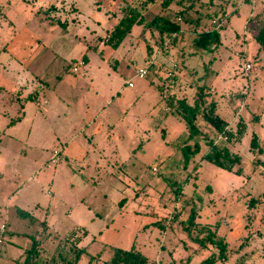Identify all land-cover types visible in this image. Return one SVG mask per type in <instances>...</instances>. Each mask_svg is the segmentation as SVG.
Returning <instances> with one entry per match:
<instances>
[{"label": "rangeland", "instance_id": "rangeland-1", "mask_svg": "<svg viewBox=\"0 0 264 264\" xmlns=\"http://www.w3.org/2000/svg\"><path fill=\"white\" fill-rule=\"evenodd\" d=\"M162 1L0 0V264H23L33 239L30 264H110L131 247L148 264H264V53L249 24L264 0H196L180 18ZM126 8L181 32L135 25L112 49ZM223 14L220 44L195 48ZM198 87L234 134L219 143L231 172L206 160L216 131L198 116L189 137L178 113Z\"/></svg>", "mask_w": 264, "mask_h": 264}, {"label": "trees", "instance_id": "trees-1", "mask_svg": "<svg viewBox=\"0 0 264 264\" xmlns=\"http://www.w3.org/2000/svg\"><path fill=\"white\" fill-rule=\"evenodd\" d=\"M187 1L188 4H184V2ZM196 0H178L177 5L183 6V9L180 10L178 13V17H182L183 14L189 10L192 9L194 6ZM172 0H163L162 1V8L166 9L169 7V5L172 3ZM213 0H210V3H212ZM223 13V12H222ZM184 18V17H183ZM258 15H255L250 21L249 24L251 25V35L256 44L259 47V50L264 53V22L259 23L258 22ZM61 26H64V24H60ZM143 26L145 27H155L158 31L160 36L167 35L173 41L177 38V36L181 32V26L180 23L177 22L176 18L168 19L163 18L160 15L157 17H154L150 22L146 23L143 14L140 12V9L136 8H126L125 13L122 15V17L118 20V22L114 25L112 31L109 34L107 43L112 47V49H117L124 39L131 33L132 28L135 26ZM195 25H198V21L196 20ZM219 29H214L213 27L210 30L203 31L200 33H197L196 37L193 40V46L198 49L205 50L210 46L213 45H219L220 44V31ZM162 43L164 41L162 40ZM209 91L206 92L205 89L199 88L197 91V99L194 101L193 105L190 103H186L184 101H180L179 105L181 106V111L179 110L178 113H181L182 121L185 123L186 126H188L189 129V137L194 135L195 133V126L194 122L196 118L202 117V120L209 124L214 131H216L217 134L225 133L228 136V140L233 138L234 134L232 132L227 131L228 123L220 118V116L216 113L217 112V105L215 101H210L208 103V107H205V98H207ZM20 121V118H17L13 120L11 123H15ZM244 127L241 126V124H238L237 128V134H236V140L238 141L241 136L244 133ZM209 142V141H208ZM209 144V143H208ZM211 149L210 152L206 156V160L214 164L220 169H223L225 171L231 172L233 166L238 163V158L236 157L233 161L230 160L229 155L225 152L222 154V152L219 150V146H215L213 142L210 143ZM250 150L254 151H260L259 145L257 143V138L253 136L251 143H250ZM197 151V147L194 149V152ZM236 174H239L240 171L237 170L235 172ZM252 207L255 206L254 200H251ZM261 206L258 204L256 205V208L254 210H259ZM258 208V209H257ZM258 212V211H257ZM193 212L190 214V218L194 217ZM25 216L24 214H21ZM260 219L263 220L264 223V217H261ZM74 233L72 232L71 235ZM83 236H86V231L83 232ZM81 239H78L76 242V246L80 243ZM199 241V240H198ZM200 241H203L201 239ZM204 243V242H203ZM37 245L38 242L33 239L31 243V247L26 251V259L23 264H30L33 257L36 256L37 253ZM216 245L218 247L223 246V241L218 240L216 241ZM81 250V255L84 253V249L79 248ZM223 250H220L219 257H223L224 254H222ZM207 264H212V258L211 260L206 261ZM110 264H148L147 258L134 249V247H131L129 250H122V249H112V256L110 258Z\"/></svg>", "mask_w": 264, "mask_h": 264}, {"label": "built area", "instance_id": "built-area-1", "mask_svg": "<svg viewBox=\"0 0 264 264\" xmlns=\"http://www.w3.org/2000/svg\"><path fill=\"white\" fill-rule=\"evenodd\" d=\"M227 19V15L226 14H223L222 16H220L218 19H214L212 22H211V26L214 28V29H219L223 24L224 22L226 21ZM80 66H84V62L81 61L79 63V67ZM176 67V66H174ZM251 65L250 64H245L243 66V72L245 74H248L250 71H251ZM78 71V68L77 67H74L73 68V72H77ZM146 75V70H138L136 72V76L140 79H143ZM172 74L169 73L168 76H171ZM133 86V84L131 82L128 83V87L131 88ZM228 140V137L225 133H220L217 135V138L213 141V144L215 146H219V143L220 142H226ZM5 230H6V227H5V224H2L0 226V244H2V236L4 235L5 233Z\"/></svg>", "mask_w": 264, "mask_h": 264}, {"label": "crops", "instance_id": "crops-1", "mask_svg": "<svg viewBox=\"0 0 264 264\" xmlns=\"http://www.w3.org/2000/svg\"><path fill=\"white\" fill-rule=\"evenodd\" d=\"M253 16H254L253 14L250 15V17H253ZM245 41H246V40H245ZM255 43H256V42H255ZM162 45H165V43H163ZM256 46H257V50H258L257 53L259 54V52H260L259 47H258L257 44H256ZM241 53H242L243 55H244V53H245V54L247 53V46H245V45L243 46V51H242ZM236 54H237V53H235V55H236ZM242 54H241V55H242ZM241 55H240V56H241ZM240 56H239V57H240ZM247 64H249V63H247ZM85 65H86V63H84V66H85ZM174 68L177 69V67H174ZM198 88H200V87H198ZM210 92H211V93H214V92H215V89L210 88L209 93H210ZM30 95H31V94H30ZM35 97H36V96H35ZM35 100H36V104H37V106H39V105H40L39 98H36ZM215 102H216V101H215ZM216 105H217V103H216ZM216 113H217V112H216ZM217 114H218V113H217ZM23 116H24V115H23V113H22V117H23ZM17 118H20V120H21V117H20V116H19V117H16L15 119H17ZM12 121H13V120H12ZM12 121H11V122H12ZM11 122H10V123H11ZM16 123H17V122H16ZM16 123H15V124H16ZM18 123H20V122L18 121ZM11 124H12V123H11ZM228 125H229V123H228ZM227 129L229 130V126L227 127ZM246 244H247V243H245V245H246ZM245 245L242 246L243 248L240 249V251H242V250L245 248V247H244ZM246 246H247V245H246ZM141 254H142V253H141ZM223 260H226V259H221V261H223ZM156 261H157V264H160V263H159V262H160V258L157 257V258H156Z\"/></svg>", "mask_w": 264, "mask_h": 264}]
</instances>
